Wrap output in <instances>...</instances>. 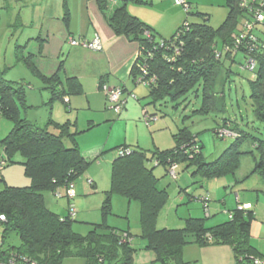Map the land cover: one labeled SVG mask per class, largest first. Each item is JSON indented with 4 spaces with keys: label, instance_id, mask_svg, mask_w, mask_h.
Here are the masks:
<instances>
[{
    "label": "trees",
    "instance_id": "obj_1",
    "mask_svg": "<svg viewBox=\"0 0 264 264\" xmlns=\"http://www.w3.org/2000/svg\"><path fill=\"white\" fill-rule=\"evenodd\" d=\"M95 1L116 34L138 43V56L131 75L136 85L142 84L150 89L153 104L166 98L189 100V94L198 97L202 90L200 112L208 114L221 108L225 110V95L216 91L217 79L224 62L235 63L236 56L242 54L245 61L253 59L256 64L255 70L249 71L254 74L250 80V98L257 120L264 124V22H256L254 16L240 5L241 0H227L228 16L218 29L206 24L209 17L202 24L191 23L188 19L193 14L191 7L186 12L187 19L170 39L157 35L150 26L130 15L125 5H115L112 0ZM135 2L150 4L151 0ZM64 6L67 7V0H64ZM17 21H20L19 17ZM246 23L253 24L252 31L247 32ZM26 48L17 46L15 63L25 65L44 84V89L51 95L47 103L49 107L59 101L70 111L69 97L80 93L79 90L73 91L76 86L74 78L68 79L69 84L64 87L58 73L47 75L37 64V59L42 56V46L35 53H26ZM5 74L0 68V115L13 121L14 129L1 142L6 158L0 157L3 163L0 168L12 164L15 155H21L31 184L27 187L6 186L0 192V215L5 216V221L0 223L5 229L4 238L9 233H16L20 239L19 247L0 248V258L19 254L39 264H63L68 258H84L94 264H133L137 249L132 245L129 232L97 224L93 225L89 235L81 236L73 230L74 218L69 214L62 217L47 207L45 193L67 190L70 184L75 185L92 161L84 157L79 147L77 136L80 132L76 130V121L58 123L50 118L44 126H39L23 118L21 108H30L26 87L22 82L6 80ZM126 93L124 89L123 97ZM143 111L144 119L159 117L148 109ZM147 122L150 125L151 120ZM221 130L234 134L231 137L235 141L212 162L206 161L204 146L188 128L179 130L174 135L175 147L165 151L156 150L149 155L138 146L117 148L129 149L130 153L118 155L112 163L111 189L106 194L103 214H111L113 194L130 202H139L141 237L146 241L145 248L154 252L156 262L160 264H188L183 256L189 245L202 248L227 245L233 251L236 264H249L254 258H264L251 244V226L255 217L252 210L236 208L230 211L233 218L214 227L206 224L209 216L189 218L181 229L157 228L158 214L169 196L166 188H159L160 178L155 174V167H163L169 175L170 168L176 165L179 172L183 167L192 172V177L202 179L235 174L243 154L241 148L251 138L259 156L253 173L264 179V137L252 136L228 119H224L215 130L221 139H226L220 135ZM67 140L70 145L66 144ZM152 162L154 167L150 166ZM125 235L131 241L125 240Z\"/></svg>",
    "mask_w": 264,
    "mask_h": 264
},
{
    "label": "rangeland",
    "instance_id": "obj_2",
    "mask_svg": "<svg viewBox=\"0 0 264 264\" xmlns=\"http://www.w3.org/2000/svg\"><path fill=\"white\" fill-rule=\"evenodd\" d=\"M62 1L0 0V8H2L0 13V68L6 73L4 75L6 80L22 82L26 87L27 106L29 105L30 108H21V116L39 126H44L50 118L58 123L66 120L77 121L76 130L80 132L77 136L80 149L83 151L98 148L104 151L103 155L92 158V164L77 180L75 199L68 197L60 199L56 198L53 192H46L47 207L54 213L67 217L68 203L73 200L77 210L76 218L73 219L75 233L87 236L93 230V225L97 224L107 225L120 232H129L133 239L132 245L137 249L133 264H160L156 262L154 252L145 248L146 241L141 237L139 202H130L120 195L113 194L111 214L107 216L103 214L102 207L106 194L111 189L109 161L112 157L119 155L120 150L117 147L123 144L131 147L138 146L148 151L149 155L156 150L172 149L175 147L174 135L184 128H188L194 135H197V141L204 146L203 156L206 161H215L235 141L232 137L221 139L219 134H216L215 130L222 125L224 119L230 120L252 136L264 137V124L257 120L250 98V80L254 78V74L243 69L247 61L242 54L236 56L235 63L225 61L216 83L217 93L225 95V110L221 108L220 111L208 114L200 112L202 90L198 97L192 93L189 94V100L172 101L166 98L153 104L150 89L142 84L135 85V83L130 84L132 90L126 93L129 104L133 106L130 120L125 116L129 112L125 108L121 114H117L109 108V105L98 110L99 106L96 105L92 106V109L96 110L89 109L88 106H82L79 109L70 106L72 108L69 111L57 101L51 108L47 105L51 98L50 93L44 89L45 86L40 79L35 77L25 65L15 63V51L17 46H26V53H35L34 51L40 49L38 37L41 31L38 28L43 20L44 5L47 2L50 7L49 13L51 11L55 13L56 9L61 10ZM186 1L192 7L193 14L189 17L184 7L176 6L174 0H151L150 4L138 3L135 0H117L119 6L125 5L130 15L150 26L157 35L164 39H170L187 17L191 23L201 24L205 22V18L209 17L206 24L218 29L228 16L227 0ZM18 17L20 21H17ZM78 39L76 37V41L80 42ZM50 43L47 54L49 60H45V57L37 59V64L42 70L49 71L66 60L69 68L76 67L74 58H68L70 54H68L67 41H65L67 46L65 45L66 48L57 66L55 53L60 43L55 39ZM131 94L136 95L137 100ZM81 100L85 99L82 97ZM143 109H148L152 114L157 113L159 117L157 119L153 117L150 125H147ZM92 116L96 119V126L89 127ZM13 129V121L0 115V157L6 158L4 145L1 142L10 135ZM66 144L71 143L67 140ZM241 151L243 154L240 156V165L235 174L212 179L192 177V172L182 167L180 172L177 170L178 178L173 180L170 175H166L163 167H155V174L160 178L159 188H166L169 196L158 214L157 228L181 229L185 227V221L189 218L204 219L206 213L200 198L206 193L212 212V217L206 220L208 226L214 227L229 221L228 210L239 207L236 200L238 194L242 202L253 204L245 209L252 207L251 210L256 215L252 224L260 225L264 216V179L253 173L255 160L259 156L251 138L244 142ZM23 161V157L17 154L12 164L0 168V192L6 186L27 187L31 184V180L25 174ZM152 163L150 166L154 167L155 164ZM89 173L102 179L101 182H97L96 193L87 180ZM182 176L184 178L180 180ZM59 192L67 194L65 189H60ZM240 207H243V204H240ZM4 230L0 224V248L19 247L20 239L17 234L9 233L4 238ZM252 236L251 234V244L259 245L260 250L264 249V236L261 232L256 238L252 239ZM63 264L94 263L84 258H68Z\"/></svg>",
    "mask_w": 264,
    "mask_h": 264
},
{
    "label": "crops",
    "instance_id": "obj_3",
    "mask_svg": "<svg viewBox=\"0 0 264 264\" xmlns=\"http://www.w3.org/2000/svg\"><path fill=\"white\" fill-rule=\"evenodd\" d=\"M49 1L50 0H47V2ZM47 2L46 5H44L42 23L38 28L41 31L40 37H38L39 45L42 46L41 58L45 57V60H49V56L47 55L48 47L51 44V40L55 39L60 43L55 53V63L57 66V63H59L60 57L66 48L65 41H67L68 54H70L68 58H74L76 61V67H73L72 69L69 68L68 61L66 60L62 62V65L60 63V65L52 67L49 71H46L45 69L43 70L47 75L58 73L64 87L68 86V79L74 78L76 86L73 88V91L79 90L80 93L76 95L73 94L69 97L70 106L77 109L82 106H88L89 109H92V106L96 105L99 106L97 108L98 110L109 105L106 95L99 89L101 82L108 84L110 87H123L127 91L132 90L130 84L134 82L131 72L138 56V43L127 36L116 34L107 23L105 16L101 13L95 0H67L66 8L63 0L61 10L56 9L55 13L54 11L49 13L50 7H48ZM112 3L118 5L117 0H112ZM42 35H44V37H42ZM96 35H99L102 41L103 49L100 52L85 47L81 48L80 46H73L70 43L72 39L76 40V37L79 38L78 40H80V42L84 40L91 42ZM82 97L85 100H81ZM123 99L126 101L125 109L129 111L125 116L130 120V113L133 106L132 104H129V98L126 94ZM85 101L87 103H84ZM94 126H96V119L92 116L89 127ZM126 146L131 147L130 145ZM102 150L103 149L98 148L94 150L93 148L81 151L86 159L93 162L92 158L103 155L104 151ZM116 159L117 157H112L111 161H109V170H111L112 163ZM183 178V176L180 177V180ZM88 179L93 182L90 187L93 188L96 193V189L98 188H96L98 184L97 182H101L102 179H99V177L90 173L87 174V180ZM177 187L179 188V185H177ZM205 195H207V193ZM76 196L77 186L75 183L74 199ZM236 200L238 204H243L245 206L253 205L251 202H242L239 194L236 195ZM73 202L74 201L72 200V203ZM68 204H70V202ZM251 209L252 207H250V210ZM230 211L232 210H228V212ZM209 216L212 217L210 207ZM260 223V225L252 224V239L256 238L260 232L264 236V216ZM253 246L264 255V249H261L263 250L261 251L259 245ZM183 258L188 264H236L233 251L231 247L227 245L205 248L198 247L197 245H189L184 250ZM262 261L264 264V258Z\"/></svg>",
    "mask_w": 264,
    "mask_h": 264
},
{
    "label": "built area",
    "instance_id": "obj_4",
    "mask_svg": "<svg viewBox=\"0 0 264 264\" xmlns=\"http://www.w3.org/2000/svg\"><path fill=\"white\" fill-rule=\"evenodd\" d=\"M174 3L176 6H179V7L183 6L185 12L189 11L191 8L190 4L186 0H174ZM240 5L246 10H248L252 14V16H254V19L256 22H264V0H241ZM245 28L247 32H250L253 30V24L246 23ZM251 39L254 40L255 38L251 37ZM70 43L73 46H83L85 48L91 49L96 52H100L103 49L102 41L99 35H96L95 38L91 42L85 41V40L82 42H77L76 40L72 39ZM249 50L250 51L253 50L251 46H249ZM218 56H220V54ZM243 68L247 71L255 70L256 68L255 61L253 59H249ZM146 83L147 81L144 82V84ZM123 90L124 89L122 87H110L106 83L101 84V91L107 96L108 101L110 103V108L117 114H120L122 112L125 106V103H126V101L123 99ZM132 97L136 98L135 95H132ZM148 119L153 120L152 118H148ZM148 119H145L147 124H148L147 121H149ZM220 135L221 136H234V134H232L228 130H221ZM129 153H130L129 149H120L119 151L120 156H124ZM1 164L3 163L0 162V165ZM177 170H178V167L176 165L172 166L169 170V175L171 176L173 180H176L178 177ZM88 182L90 185H92V181H88ZM66 192H67L66 197H68L69 199H73L75 196L74 184H70ZM54 195L56 198H63L64 196L63 193L59 191H56ZM202 201H204L205 213L207 216H209V208H208L209 198L204 197ZM245 207L247 206L243 205V207H240V204H239L238 209L243 210L245 209ZM68 214L71 218H75L77 215V210L73 203H70L69 205ZM229 218L230 219L233 218L232 213H229ZM3 221H5V216L0 215V223ZM125 238H126L125 240L131 241V239H129V237L126 235H125ZM0 264H39V263L36 260H33L32 258L27 257V256H23L19 254H10L7 258L6 257L4 259L0 258ZM249 264H263V261L260 258H254L251 260Z\"/></svg>",
    "mask_w": 264,
    "mask_h": 264
},
{
    "label": "clouds",
    "instance_id": "obj_5",
    "mask_svg": "<svg viewBox=\"0 0 264 264\" xmlns=\"http://www.w3.org/2000/svg\"><path fill=\"white\" fill-rule=\"evenodd\" d=\"M189 3V2H188ZM190 4V3H189ZM190 6H191V4H190ZM244 69V68H243ZM226 137H231V136H226ZM178 178V177H177ZM75 186V185H74ZM205 197H208V195H204ZM209 198V197H208ZM61 199V198H60ZM74 199V198H73ZM203 204H204V202L203 201H201ZM208 208H209V202H208ZM238 208V207H237ZM204 209H205V205H204ZM247 210H250V207L247 209ZM229 213H231V212H228V215H229ZM206 217H209V216H207L206 215ZM76 218V217H75Z\"/></svg>",
    "mask_w": 264,
    "mask_h": 264
}]
</instances>
